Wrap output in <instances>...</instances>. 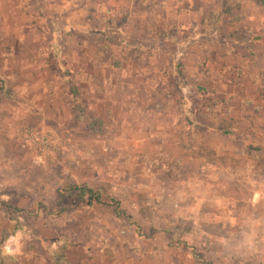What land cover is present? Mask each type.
<instances>
[{"label":"rangeland","instance_id":"374dc122","mask_svg":"<svg viewBox=\"0 0 264 264\" xmlns=\"http://www.w3.org/2000/svg\"><path fill=\"white\" fill-rule=\"evenodd\" d=\"M0 264H264V4L0 0Z\"/></svg>","mask_w":264,"mask_h":264},{"label":"trees","instance_id":"16d2710c","mask_svg":"<svg viewBox=\"0 0 264 264\" xmlns=\"http://www.w3.org/2000/svg\"><path fill=\"white\" fill-rule=\"evenodd\" d=\"M256 1V3L257 4H264V0H255ZM93 127V129H95L96 131H101V128L100 127H95L94 125L92 126ZM228 134H231V132L230 131H228L227 132ZM85 192H87V193H90V192H92V190L91 189H89V188H85V190H84ZM90 197V199H89V201H88V203H91L93 200L94 201H99V198H98V196H96V195H91V196H89ZM1 204L5 207V208H8V206H6V203L5 202H1ZM115 209H116V212H117V214H123V209L120 207V204L118 203L117 204V206L115 207ZM123 215H125V214H123ZM128 219H132L130 216H126ZM133 220H131V222H132ZM140 228V226H137V228Z\"/></svg>","mask_w":264,"mask_h":264},{"label":"crops","instance_id":"0c3cea01","mask_svg":"<svg viewBox=\"0 0 264 264\" xmlns=\"http://www.w3.org/2000/svg\"><path fill=\"white\" fill-rule=\"evenodd\" d=\"M251 19V18H250ZM253 19V18H252ZM259 20H252V21H254V22H252L254 25L253 26H256V25H258V23L260 22V21H262L261 20V18L259 17L258 18ZM257 21V22H256ZM251 47V46H250ZM251 49V48H250ZM249 51H251V50H249ZM251 53L253 54H255V53H257V50L256 49H252V51H251ZM259 71H260V69H258ZM253 73H256V71L255 72H253ZM258 73H260V72H258Z\"/></svg>","mask_w":264,"mask_h":264}]
</instances>
